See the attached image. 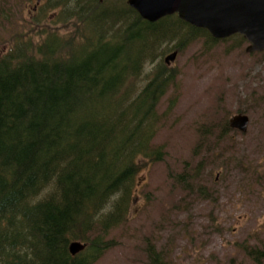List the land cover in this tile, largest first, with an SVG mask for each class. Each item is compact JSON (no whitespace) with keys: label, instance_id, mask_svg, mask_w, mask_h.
I'll return each mask as SVG.
<instances>
[{"label":"trees","instance_id":"obj_1","mask_svg":"<svg viewBox=\"0 0 264 264\" xmlns=\"http://www.w3.org/2000/svg\"><path fill=\"white\" fill-rule=\"evenodd\" d=\"M63 4L59 18L73 25L67 34L41 30L35 40L19 32L0 57V264H94L114 247L140 173L155 162L173 171L167 145L156 142L178 86L164 54L204 36L209 46L234 36L247 41L215 38L178 14L149 21L128 0ZM219 126L208 131L223 151L235 128L229 120ZM208 156L183 162L173 185L185 197L194 195ZM197 194L211 197L202 185ZM75 241L86 247L73 254ZM245 249L253 264H264V245ZM145 252L148 264H168L164 248L148 242Z\"/></svg>","mask_w":264,"mask_h":264},{"label":"rangeland","instance_id":"obj_2","mask_svg":"<svg viewBox=\"0 0 264 264\" xmlns=\"http://www.w3.org/2000/svg\"><path fill=\"white\" fill-rule=\"evenodd\" d=\"M49 2L59 5L50 7ZM63 2L0 0V57L19 32L35 40L41 30L67 34L73 25L59 18ZM77 2L68 0V6ZM205 41L201 37L166 62L175 70L178 86L176 92L170 88L160 110L168 107L174 92L177 96L156 142L167 145L173 171L166 162H155L140 173L130 217L114 232L118 243L94 264H148V242L164 248L168 264H231L233 257L234 263L253 264L245 247L264 245V53L249 52V41L235 36L211 46ZM161 60L146 72L152 73ZM237 113L249 116L247 132L233 129L226 145L236 149L224 144L223 151L216 150L221 142L208 129L221 130L219 123ZM204 154L209 156L194 179V195L185 197L173 182L185 160L195 165ZM200 185L210 199L197 194Z\"/></svg>","mask_w":264,"mask_h":264},{"label":"water","instance_id":"obj_3","mask_svg":"<svg viewBox=\"0 0 264 264\" xmlns=\"http://www.w3.org/2000/svg\"><path fill=\"white\" fill-rule=\"evenodd\" d=\"M131 7L152 22L178 14L186 22L207 29L215 38L243 35L249 52L264 51V0H128ZM173 51L165 58L169 64L177 58ZM250 118L245 113L232 115V128L247 132ZM86 247L80 241L71 244L76 254Z\"/></svg>","mask_w":264,"mask_h":264},{"label":"flooded vegetation","instance_id":"obj_4","mask_svg":"<svg viewBox=\"0 0 264 264\" xmlns=\"http://www.w3.org/2000/svg\"><path fill=\"white\" fill-rule=\"evenodd\" d=\"M39 2V0H37V3ZM36 9V8H35ZM254 52H263L264 53V51H254ZM254 52H252V53H254Z\"/></svg>","mask_w":264,"mask_h":264}]
</instances>
